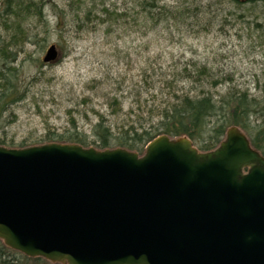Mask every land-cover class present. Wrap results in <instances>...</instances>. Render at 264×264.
Listing matches in <instances>:
<instances>
[{"label":"water","instance_id":"water-1","mask_svg":"<svg viewBox=\"0 0 264 264\" xmlns=\"http://www.w3.org/2000/svg\"><path fill=\"white\" fill-rule=\"evenodd\" d=\"M0 240L52 264H264V156L237 126L211 151L0 145Z\"/></svg>","mask_w":264,"mask_h":264},{"label":"rangeland","instance_id":"rangeland-1","mask_svg":"<svg viewBox=\"0 0 264 264\" xmlns=\"http://www.w3.org/2000/svg\"><path fill=\"white\" fill-rule=\"evenodd\" d=\"M33 1L43 3V18H30L24 27L31 38L11 46L13 17L4 12L6 0H0V49L15 53L13 66L21 70L26 94L6 114L4 132L15 142L11 148H22V142L50 143L45 135L71 130L72 119L90 137L97 113L113 125L138 122L140 116L148 119L150 109L164 105L168 93L199 87L163 79L192 63L224 77L214 90L217 95L228 88L251 94L264 89L262 2L236 7L230 0H159L178 15L188 12L153 21L140 0ZM52 45L58 58L45 63ZM115 97L124 110L111 116ZM1 248L0 254L13 264H33L0 240Z\"/></svg>","mask_w":264,"mask_h":264},{"label":"trees","instance_id":"trees-1","mask_svg":"<svg viewBox=\"0 0 264 264\" xmlns=\"http://www.w3.org/2000/svg\"><path fill=\"white\" fill-rule=\"evenodd\" d=\"M236 7L243 4L257 5L264 0H230ZM5 13L13 17L14 33L8 44L16 46L24 38H31L24 24L32 17L39 20L43 18V3L33 0H6ZM146 16L150 20L166 19L167 17H183L185 12L179 15L174 13L159 0H140ZM154 18V19H153ZM15 53L6 48L0 49V145L13 147L15 142L9 139L4 132L9 120L6 117L11 106L23 101L25 91L20 85L21 70L13 66L16 62ZM166 84L186 82L199 83L189 91H174L168 93L164 105L150 109V117H139L138 122L112 124L107 117L98 114L97 121L92 126V134L89 137L80 132L74 119L72 129L62 133L48 132L44 140L56 143H73L83 147L95 146L100 150L121 147L139 154L144 152L146 145L159 135L170 137L187 136L201 151L215 149L225 136L227 129L237 126L249 137L252 146L264 156V89L258 94H251L248 90L228 88L222 95L215 94L224 80L221 75L205 65L192 63L186 65L180 71H174L172 75L165 76ZM209 88H206L205 86ZM214 92V93H213ZM140 108V104H137ZM111 116L123 113V106L115 97L110 101ZM133 112V111H132ZM131 113V109H130ZM92 138V140L90 139ZM19 147L26 146L20 143ZM4 252V248L0 249ZM25 260L33 264L47 263L44 259ZM0 264H13L0 254Z\"/></svg>","mask_w":264,"mask_h":264}]
</instances>
